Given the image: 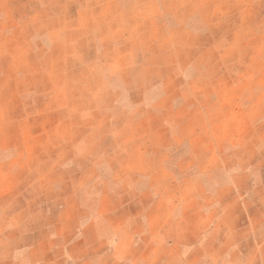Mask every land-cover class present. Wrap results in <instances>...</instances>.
<instances>
[{"label":"rangeland","instance_id":"374dc122","mask_svg":"<svg viewBox=\"0 0 264 264\" xmlns=\"http://www.w3.org/2000/svg\"><path fill=\"white\" fill-rule=\"evenodd\" d=\"M126 145L148 181L110 199L91 164ZM170 202L177 244L264 264V0H0V264H116L111 227Z\"/></svg>","mask_w":264,"mask_h":264},{"label":"crops","instance_id":"0c3cea01","mask_svg":"<svg viewBox=\"0 0 264 264\" xmlns=\"http://www.w3.org/2000/svg\"><path fill=\"white\" fill-rule=\"evenodd\" d=\"M137 149L140 153L138 156L136 155V157H138L135 159L136 163L133 164V162L125 155L121 158V160L117 159L118 163L122 162V171H124L122 175H118L117 172L111 168L113 163L116 162V158L114 157L107 158V160L105 159V162H103V159L99 163L91 164V166L97 165L98 167H101L105 163L107 167L108 174L107 176H103L102 181L107 182L114 190V193H112L113 191L110 192L107 195V198L113 199L118 196V191L115 193V189L120 184L124 187H139L140 189V185L143 184V182L148 181L146 178L148 176V172H146V157H141V151L143 149L145 150V147H140V145L136 147L126 145L122 146V148H118L117 146L112 148V150H118L119 152H129L130 150ZM128 167L132 168L129 170ZM99 177L100 174L97 173L90 179L84 178L83 181L93 182ZM153 179L150 178L149 181H156L157 183H161L163 181L159 178L158 174H155ZM135 184H137V187ZM168 206H170V209H166L165 215L167 216L166 221L164 222L161 213L157 215V212L145 207L139 214L142 216L130 217L126 223H123L122 226L113 225L111 227L112 231L110 233H112L114 240L106 243V249L108 250L107 252L110 253V256L114 258V262L116 264H148L152 254H160V256L156 259V264H160L162 262L171 264L180 254L182 263L185 264L190 260H194L193 257L196 252V247H204V252H202L196 260H194L195 263L210 261V263L215 264L221 260L220 258H215V256H212V254L208 252L205 244L207 241H204L202 244L189 242L177 244L176 241L165 233L166 228L170 226L173 221L182 219L186 215L184 213V209L181 208L182 206L179 205V202L176 205L173 202H170L168 203ZM209 214L212 215V213ZM136 228L137 230H134ZM147 237L149 238L148 241L146 239ZM165 249H168L169 252L162 253ZM136 252L141 255V258H136ZM251 256V252L244 251L242 245L238 242L228 244V242L225 243L222 241V264H253L255 261ZM12 257L15 263H20L22 260L25 262L30 259L29 253L25 250H17Z\"/></svg>","mask_w":264,"mask_h":264}]
</instances>
